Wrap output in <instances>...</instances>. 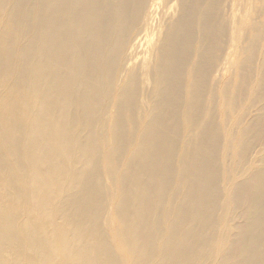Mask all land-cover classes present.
Segmentation results:
<instances>
[{
  "label": "bare ground",
  "instance_id": "1",
  "mask_svg": "<svg viewBox=\"0 0 264 264\" xmlns=\"http://www.w3.org/2000/svg\"><path fill=\"white\" fill-rule=\"evenodd\" d=\"M0 264H264V0H0Z\"/></svg>",
  "mask_w": 264,
  "mask_h": 264
}]
</instances>
